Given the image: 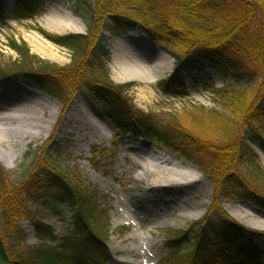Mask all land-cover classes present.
Here are the masks:
<instances>
[{"label": "rangeland", "instance_id": "374dc122", "mask_svg": "<svg viewBox=\"0 0 264 264\" xmlns=\"http://www.w3.org/2000/svg\"><path fill=\"white\" fill-rule=\"evenodd\" d=\"M34 1L39 12L30 18L15 20L11 13L16 0H0L4 10L0 22V68L8 70V66L19 59L18 53L8 46L9 39L14 38L17 42L23 40L30 53L58 67L77 64L73 68L75 71L77 68L85 67L86 50L80 54L81 57L78 56L80 58L74 59L70 49L53 43L36 28L56 34L81 33L90 39L93 36V40L98 41L110 55L109 60L104 58V70L99 76L102 79L109 78L110 82L119 86L133 84L125 90V95L135 110L154 116L162 122L170 119L171 115H180L193 108L205 112L215 110L227 120H232V124L239 125L237 140L251 148L264 170V159L259 153L260 150L249 141L251 131L257 125L250 122L247 126L245 121V118L248 119L247 115L245 117L247 106H240L239 110L232 112V107L227 105L226 99L222 96L223 90L230 86L233 91L243 96L242 100L245 102L251 98L248 95L259 93V81L234 85L230 80H222L214 68L204 65L203 72L211 82V87L204 88L194 82L187 72L175 66L172 56L180 53L182 49L171 46L168 51L154 43L135 18H128L126 15L120 17L122 20L116 24L106 18L104 23L108 28L100 31L92 16L85 9L77 7L74 0ZM86 3L94 8L96 0H86ZM74 8L77 14L73 13ZM54 15L67 16V22L71 24L72 29L54 31L45 28L44 20ZM129 15L133 16L131 12ZM68 17H74V20L71 21ZM33 33L52 45L56 59L48 58L32 48L25 38ZM142 63L147 65L148 70L145 65H139ZM151 64L152 67L156 65V74L149 71ZM124 66L126 72L121 71ZM175 74L184 81L188 94L176 93L172 83L174 79L172 76ZM8 75L0 77V135L13 137L15 128L25 122L24 117H38L43 124L47 118H51L49 109L56 114L48 130H40L36 137L32 139L26 137L18 144H0L2 149H14L16 153L13 159L6 161L9 167L0 161L10 183L19 186L26 182L31 173L39 168L42 161L39 158L53 153L58 162L56 166L67 173L73 183L85 184L86 188L97 196L103 214L107 215L110 256L104 264H165L163 261L172 259L176 261L175 259L179 257L185 260L189 257L186 264L204 262L194 254L193 243L198 233L197 227L204 220L214 222L223 220L220 215L209 210L214 196V184L210 178L202 175L191 162L148 140L141 132L130 130L128 133L121 132L120 136L114 129H105L108 132L100 137L97 133L100 126L97 129L91 126V122L97 123L98 119L95 116L96 109L86 93L75 91L71 99H68L72 93L69 86L62 89L61 97L56 100L28 83L19 72L9 70ZM162 81H166L168 85H162ZM83 82L84 80L79 81L82 87ZM262 107L264 108V102ZM7 113L18 115L8 117L5 115ZM81 113L87 123L78 120ZM258 121L264 126V116L258 118ZM209 134L216 135L211 132ZM221 140L227 142L228 137L222 135ZM56 146L57 152L53 148ZM93 152L101 154L96 155ZM154 159L158 161L166 159L167 167L185 172L190 179L165 187L146 189L158 178L153 173L142 172V168L146 160ZM237 169L254 190L264 196V187L250 177L249 166L238 163ZM39 194L40 191L22 194L24 205L30 211L40 208V203L35 199ZM246 194L245 191H237L233 195H227L222 199L221 205L230 216L233 213L246 216L245 221L250 226L242 224L248 229L246 233L248 239L251 238L252 231L264 233V229L252 226L253 223L250 221L256 219L264 221V208L248 200ZM121 212L125 217H121ZM65 214V220L60 221L53 215L42 218L43 222L50 224L58 237L62 238L71 237L73 234L70 231L71 224L66 221L67 213ZM20 226L27 234L26 245L40 244L34 226L28 219L22 218ZM171 229L186 232V236L169 242L167 238L171 235ZM134 232L139 233V236L131 239ZM254 244L264 249V239L263 241L258 239ZM46 245L56 247L55 243L49 241ZM77 246L80 248L82 245L79 242ZM127 248L132 251H127ZM80 255L94 261L100 260L97 253ZM78 259L82 260L81 257Z\"/></svg>", "mask_w": 264, "mask_h": 264}, {"label": "trees", "instance_id": "16d2710c", "mask_svg": "<svg viewBox=\"0 0 264 264\" xmlns=\"http://www.w3.org/2000/svg\"><path fill=\"white\" fill-rule=\"evenodd\" d=\"M74 1L77 7L92 16L98 30L104 26L107 17L118 21L127 15L135 18L148 37L166 50L170 51L171 46L180 47L182 51L173 54L176 65L204 88L211 87V82L203 72V65L214 68L222 80H230L234 85L259 81V93L248 95L251 98L245 102L243 96L230 86L223 90L222 96L232 107V112L239 110L240 106H247V126L250 122L257 125L250 140L264 150V126L258 121L264 116V0H96L94 8L86 0ZM38 12L34 0H19L12 17L30 18ZM130 12L134 17L129 15ZM73 13L77 14L75 8ZM36 30L52 42L70 49L74 59L81 57L86 50L85 67L75 71V63L58 67L30 53L23 40L17 42L10 38L8 46L18 53L19 59L13 61L8 70L0 68V76L8 75L9 70L19 72L28 83L56 100L65 87L71 86L72 89L68 99L80 90L118 129L123 132L140 130L155 144L195 165L214 184L210 212L224 218L219 222L204 220L199 224L194 244L196 255L205 264H221L220 257L245 233L244 227L224 212L222 199L237 191H245L248 200L264 208V196L254 190L237 169L238 163L247 164L250 177L264 187V170L257 155L237 140L239 125L232 124V120L215 110L205 112L193 108L180 115H171L164 122L135 110L125 95V90L133 84L119 86L109 78L99 76L104 70V58L109 60L110 55L97 40H93V36L90 39L79 33L56 34L41 28ZM80 80H84L83 87ZM172 83L176 93L187 94L179 77H175ZM222 135L228 137L227 142H222ZM53 148L57 152V146ZM52 154L42 155L39 168L19 186L9 182L0 164V264H83L78 259L81 247L99 251L103 259L108 253L109 222L97 196L85 184L73 183L69 175L56 166L58 162ZM31 191L41 193L35 198L40 208L33 211L26 208L22 199V194ZM65 213L73 223L75 236L65 237L59 249L46 245L47 241L56 240V236L41 219L49 215L64 216ZM22 218L33 224L40 244H25L27 234L20 226ZM171 231L167 239L170 242L186 236V232ZM261 235L264 234L255 236ZM79 242L80 248L77 246ZM240 253L255 264L264 260V251L251 242L242 247ZM188 259L179 257L175 259L177 262L173 259L163 262L185 264Z\"/></svg>", "mask_w": 264, "mask_h": 264}, {"label": "bare ground", "instance_id": "6f19581e", "mask_svg": "<svg viewBox=\"0 0 264 264\" xmlns=\"http://www.w3.org/2000/svg\"><path fill=\"white\" fill-rule=\"evenodd\" d=\"M69 20L73 21L74 17H68ZM67 16L64 15H54L51 16L49 18H46L43 22V25L45 28L49 29V30H54V31H61L64 29H72V27H70V23L67 22ZM28 43L32 46V48L34 50H36L37 52L41 53L42 55H46L48 58H53L56 59V53L54 51H52V45L46 43L45 41H43L38 35L36 34H30L27 35L25 38ZM141 66H144L145 64H139ZM146 70H148L147 65H145ZM149 67H151V73L153 71V73L155 72L156 74V65L152 67V64L149 65ZM126 67H122L121 71L126 72ZM146 73V71H145ZM152 73V74H153ZM125 74V73H124ZM125 76V75H124ZM148 78V77H147ZM146 78V79H147ZM120 80V78H118ZM144 80V79H143ZM8 117H17L18 114H14V113H7L5 114ZM49 116H51V118H47L45 120V122L42 124L41 120L38 117H31V116H27L24 117L25 118V122L21 125H19L17 128H15V135L13 137H9L6 135H0V144L1 143H5V144H18L21 143L24 138L28 137L30 139L36 137L40 130H48L49 126L52 124V120L53 118L56 117L55 112L51 111V109H49ZM96 116V115H95ZM85 116L83 115V113L80 114V117L78 120L81 121H85L86 123L88 122L86 120V118H84ZM91 126L95 127L97 129V127L100 126V128L97 129V133L100 137H102L103 134L107 133L108 130L105 129H109V127H107L105 125L104 122L100 121L98 119L97 123L95 122H91ZM15 138V139H14ZM260 155L262 156V158L264 159V154L262 152H259ZM15 151L14 149H2V147L0 146V161L2 163H5L4 165H6L7 167H9L8 164H6V161L13 159L14 155H15ZM161 159V158H160ZM167 162L166 159H162V160H157L154 159V161L151 160H146L145 161V165L142 168V172H147V173H153L155 175H157V181H154L153 183L149 184V186L146 189H150L152 187L157 188V187H165V186H169V184L171 183H181V182H185L187 180H189L190 178H187V176H189L188 174H186L183 171H177L176 169L172 168V167H167V165L165 164ZM121 217H125L124 213H120ZM232 216L234 218H236L239 222L246 224L248 226H250L248 223H246L245 221V215H241L238 213H233ZM253 224L252 226L257 227V228H262L264 229V221L261 220H250ZM139 236V233H132L131 234V239H133L134 237ZM127 251H132V249L127 248Z\"/></svg>", "mask_w": 264, "mask_h": 264}]
</instances>
